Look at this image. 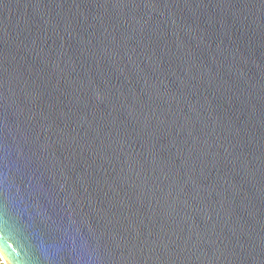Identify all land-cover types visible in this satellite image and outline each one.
Listing matches in <instances>:
<instances>
[{
	"label": "water",
	"instance_id": "1",
	"mask_svg": "<svg viewBox=\"0 0 264 264\" xmlns=\"http://www.w3.org/2000/svg\"><path fill=\"white\" fill-rule=\"evenodd\" d=\"M8 264H264V0H0Z\"/></svg>",
	"mask_w": 264,
	"mask_h": 264
},
{
	"label": "rangeland",
	"instance_id": "2",
	"mask_svg": "<svg viewBox=\"0 0 264 264\" xmlns=\"http://www.w3.org/2000/svg\"><path fill=\"white\" fill-rule=\"evenodd\" d=\"M0 264H8L4 258L0 256Z\"/></svg>",
	"mask_w": 264,
	"mask_h": 264
},
{
	"label": "bare ground",
	"instance_id": "3",
	"mask_svg": "<svg viewBox=\"0 0 264 264\" xmlns=\"http://www.w3.org/2000/svg\"><path fill=\"white\" fill-rule=\"evenodd\" d=\"M0 256H1V254H0ZM2 257V256H1ZM3 258V257H2Z\"/></svg>",
	"mask_w": 264,
	"mask_h": 264
}]
</instances>
